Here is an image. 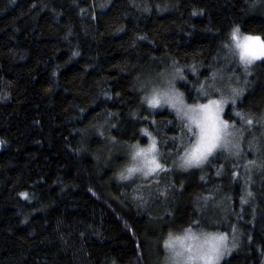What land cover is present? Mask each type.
Returning a JSON list of instances; mask_svg holds the SVG:
<instances>
[{
  "label": "trees",
  "instance_id": "1",
  "mask_svg": "<svg viewBox=\"0 0 264 264\" xmlns=\"http://www.w3.org/2000/svg\"><path fill=\"white\" fill-rule=\"evenodd\" d=\"M237 28L264 40V0H0V264H161L195 229L233 237L221 264H264V59L230 78ZM159 80L227 98L235 136L201 167L148 106ZM145 132L166 170L121 179Z\"/></svg>",
  "mask_w": 264,
  "mask_h": 264
},
{
  "label": "snow or ice",
  "instance_id": "2",
  "mask_svg": "<svg viewBox=\"0 0 264 264\" xmlns=\"http://www.w3.org/2000/svg\"><path fill=\"white\" fill-rule=\"evenodd\" d=\"M231 39L235 42V49L238 50L237 54L240 62L244 64L246 70L255 61L264 59V40H261V37H241L237 28L231 34ZM146 99L152 108H158L162 104L171 106L178 114H182V118L189 121L190 131L193 128L197 130L196 140L181 158L183 161L182 168L201 167L208 162V158L213 156L217 150H222L226 146V143L222 144L221 141L225 135L229 134L227 133L229 124L220 118V113L223 110L221 102L211 100L196 107H186L182 97L171 90ZM185 108L186 110H184ZM237 115H240V113H237ZM248 123H252V121L249 120ZM144 135L147 136L149 133L145 132ZM155 152L156 141L153 139L149 148H140L135 152L133 159L141 158L143 160L142 166L128 168V174H122L121 179H128L132 174L143 171L144 168L148 169L144 173L145 176L160 170H166L158 162L157 157L152 155ZM23 195L27 198V194ZM225 240V236H205L201 239L190 233L183 238L172 239L170 237L165 247L173 251L176 257H182L187 252L190 254L187 257L188 260L202 259L206 261V264H212L214 257L219 259L221 255L220 248ZM186 241H195L196 243H185Z\"/></svg>",
  "mask_w": 264,
  "mask_h": 264
},
{
  "label": "rangeland",
  "instance_id": "3",
  "mask_svg": "<svg viewBox=\"0 0 264 264\" xmlns=\"http://www.w3.org/2000/svg\"><path fill=\"white\" fill-rule=\"evenodd\" d=\"M241 37H243V36H241ZM237 52H238V50L235 49V42L234 41H232V43L230 42L229 57L232 59V62L233 63L235 62V65L234 66H229L226 70H228L229 68L232 70V71L231 70H228L229 71V76H230L231 79H236L237 76L241 75L239 77V79L241 81H245L243 78H245V76H248V74H249L248 73V70L250 69V66H248L247 70L245 69L244 64L240 62V59H239V56H238ZM257 61H255V62H257ZM236 73H239V74L236 75ZM221 78H223V77H218V75L216 74L215 79L217 81H221L222 80ZM230 78H227V79L230 80ZM171 83L172 84H167L166 80H161V81L159 80L158 82L152 83V85H150V87L152 86L153 89L148 88L149 90L147 92H145V93H147V97L148 98H150V97H152L153 95H156V94H163L164 92L169 91V90H171L174 93H178L177 91H175L176 90V83H174L173 80L171 81ZM212 83L213 82L211 81V85H212ZM212 93H215V94L217 93L219 95L220 92L219 91H213ZM178 94L181 96L180 93H178ZM182 99H183V97H182ZM223 99L225 101H227V98L221 97V98H213V99H210V100H208L207 102H205L203 104H206V103H208L211 100H217L218 102H221V106H222V109L223 110L220 113V118L223 121H225L224 120L225 102H224ZM229 99H231V97H229ZM183 102H184V105L186 107H196V106H198V105L190 106V105H188L186 103V101L184 99H183ZM200 105H202V104H200ZM150 108L153 109V110L154 109L155 110H159V109H169V110H171L174 114H176L181 120H183L189 126V121L186 118H182V114H178L177 111L175 109H173L169 105L162 104L158 108H152V107H150ZM184 110H186V108ZM193 130L195 131V133L197 132V130L195 128H193ZM227 133H229V134L224 136L223 140L221 141L222 144H225V142L227 140L230 141V139H232L235 136V133L231 129H229V128L227 129ZM147 136H148V139H149L148 140V145L146 147H144V149L149 148L150 145H151V143H152V140L154 139L153 137H151L149 135H147ZM232 145H233V140H232ZM135 148L129 150V156L128 157L130 159V162H129L130 164H129V166L127 164V167H126L127 169L130 168V167H134V166L140 167L143 164V160L141 158L133 159V157L135 155V152L138 149H140L141 147H135ZM189 149H190V147L184 152V154L182 155V157L185 155V153ZM152 155H155L157 157L158 162L161 163V161H160V155H159V149H158L157 145H156V152L153 153ZM181 158H180V160L178 162V166H179L180 169H185V168H182L181 167V164L183 163V161H182ZM190 168L192 169V168H195V167H190ZM190 168H187V169H190ZM127 169L125 170L126 171V175L128 174L127 173ZM187 169H185V170H187ZM147 170H148L147 168H144L143 171L132 174V176L130 178H128V179H135L136 177H140L141 179H145V180H150L151 179L152 180V179H155V178H152V177H156V176H157L156 178L158 179L159 178L158 177L159 173H161L163 171V170H160V171H157L154 174L145 176L144 173ZM190 233L193 234V235H195V236H197V237H200L201 239H203V237H205V236H225L226 237V240L223 242V244L221 245V248H220L221 255H220L219 259H217V258L214 257L212 259V264H221L222 261L227 256H229L231 253H233L234 250H235L236 244L235 245L233 244V239H232L233 237L228 238L224 234H218V233L215 234V233H210V232H208V233H202V232H199V231H197L195 229V230L185 231V232H182V233H180L178 235H174V236H170V237L172 239L183 238V237H185L186 235H188ZM169 238L166 240V242L169 240ZM166 242H165V244H166ZM185 243H193V244H195L196 242L195 241H193V242L186 241ZM166 252H167V256H165V258L162 260L161 264H163L165 262V260H166V263L165 264H206V261L205 260H202V259L188 260L187 257L190 254L187 253V252H185L184 253V256H182V257H176L175 256V253L173 251L169 250L167 247H166Z\"/></svg>",
  "mask_w": 264,
  "mask_h": 264
},
{
  "label": "bare ground",
  "instance_id": "4",
  "mask_svg": "<svg viewBox=\"0 0 264 264\" xmlns=\"http://www.w3.org/2000/svg\"><path fill=\"white\" fill-rule=\"evenodd\" d=\"M165 249H166V247H165ZM166 251V250H165ZM166 255H167V252H166Z\"/></svg>",
  "mask_w": 264,
  "mask_h": 264
}]
</instances>
